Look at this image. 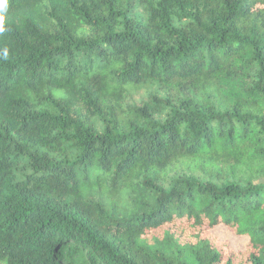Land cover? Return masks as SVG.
<instances>
[{
	"label": "trees",
	"instance_id": "obj_1",
	"mask_svg": "<svg viewBox=\"0 0 264 264\" xmlns=\"http://www.w3.org/2000/svg\"><path fill=\"white\" fill-rule=\"evenodd\" d=\"M0 17V264H264V0Z\"/></svg>",
	"mask_w": 264,
	"mask_h": 264
},
{
	"label": "rangeland",
	"instance_id": "obj_2",
	"mask_svg": "<svg viewBox=\"0 0 264 264\" xmlns=\"http://www.w3.org/2000/svg\"><path fill=\"white\" fill-rule=\"evenodd\" d=\"M127 92L133 96V102L138 104L139 101L146 96L148 89H146V87H130L127 89ZM125 102L126 98L122 100L123 104H125ZM211 233L219 242H226L234 251L242 250L247 244V239L232 236L224 227H217Z\"/></svg>",
	"mask_w": 264,
	"mask_h": 264
},
{
	"label": "clouds",
	"instance_id": "obj_3",
	"mask_svg": "<svg viewBox=\"0 0 264 264\" xmlns=\"http://www.w3.org/2000/svg\"><path fill=\"white\" fill-rule=\"evenodd\" d=\"M4 3V0H0V4H3ZM0 20H2V17H0ZM4 29L2 27H0V32H2ZM5 56H6V53H5Z\"/></svg>",
	"mask_w": 264,
	"mask_h": 264
}]
</instances>
